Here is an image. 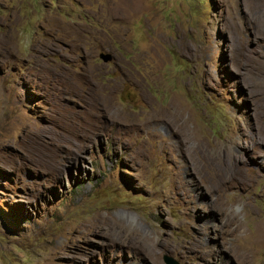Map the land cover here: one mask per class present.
<instances>
[{
	"label": "rangeland",
	"instance_id": "obj_1",
	"mask_svg": "<svg viewBox=\"0 0 264 264\" xmlns=\"http://www.w3.org/2000/svg\"><path fill=\"white\" fill-rule=\"evenodd\" d=\"M166 259L264 264V0H0V264Z\"/></svg>",
	"mask_w": 264,
	"mask_h": 264
},
{
	"label": "water",
	"instance_id": "obj_2",
	"mask_svg": "<svg viewBox=\"0 0 264 264\" xmlns=\"http://www.w3.org/2000/svg\"><path fill=\"white\" fill-rule=\"evenodd\" d=\"M98 59L101 61V63L106 64V63L111 61V55H109L107 53H99L98 54ZM165 263L166 264H176L171 259H166Z\"/></svg>",
	"mask_w": 264,
	"mask_h": 264
},
{
	"label": "bare ground",
	"instance_id": "obj_3",
	"mask_svg": "<svg viewBox=\"0 0 264 264\" xmlns=\"http://www.w3.org/2000/svg\"><path fill=\"white\" fill-rule=\"evenodd\" d=\"M209 255L211 256V253L210 252H208L205 256L209 257Z\"/></svg>",
	"mask_w": 264,
	"mask_h": 264
},
{
	"label": "flooded vegetation",
	"instance_id": "obj_4",
	"mask_svg": "<svg viewBox=\"0 0 264 264\" xmlns=\"http://www.w3.org/2000/svg\"><path fill=\"white\" fill-rule=\"evenodd\" d=\"M111 60H112V56H111Z\"/></svg>",
	"mask_w": 264,
	"mask_h": 264
}]
</instances>
